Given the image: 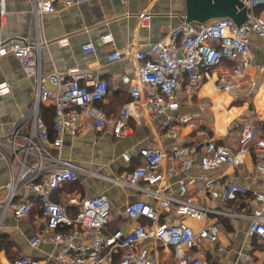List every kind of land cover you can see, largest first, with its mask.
<instances>
[{
	"label": "built area",
	"instance_id": "1",
	"mask_svg": "<svg viewBox=\"0 0 264 264\" xmlns=\"http://www.w3.org/2000/svg\"><path fill=\"white\" fill-rule=\"evenodd\" d=\"M35 19L45 13L76 5L80 0H30ZM247 8L248 20L237 25L230 17H219L205 23L183 20L172 27L166 39L152 41L147 50H114L108 60H120L125 56L141 62L134 75L123 74L121 81L128 85L133 101L126 103L120 114L112 120V132L117 137L130 134L132 104L144 98L145 106L154 119H160L162 135L167 139L180 137L181 129L196 127V113H180L179 93L189 95L198 90L204 73L222 65L226 60L234 62L228 71L219 73L216 86L220 91L237 94V79L244 78L253 64L249 37L257 34L264 37V0H241ZM6 1L0 0V19L6 16ZM151 14L139 15L141 26H149ZM104 43H114L111 33L101 37ZM67 46L69 40H60ZM40 45L26 39H0V56L12 54L18 58L26 72L36 82L34 105L30 119H24L14 129L8 142L0 139V147L10 150L13 161L19 164L16 172L11 167V182L5 209L15 217L30 214L32 198L19 197L25 190L40 203L44 225L32 237V246L50 243L57 248L51 256L54 264H163L158 250L160 245L174 250L177 264H209L199 257L195 249L198 240L217 242L220 235L216 216L243 218L249 221V232L264 238V191L254 193L257 206L250 213L214 208L211 199L234 200L238 193L247 191L221 174L210 177L207 172L217 169L238 168L248 154L254 156V171L264 177V136L255 138L257 128L252 122H237L240 129V145L234 151L213 139L198 141L192 145L173 142L166 149L145 146L139 150L140 164L124 177L111 181L125 188L139 191L154 200L150 205L143 199L129 202L124 209L133 223L129 229L109 230L111 203L106 194L91 197H70L68 203L76 207L69 214L53 196L64 185L77 181L80 173L98 174L89 171L70 159L52 152L61 149L66 136L81 132L82 117L93 121L98 131L107 128L109 120L100 105L110 93L107 79L95 77L88 70L71 67L66 72L55 71L43 77ZM85 52H93L92 43L82 46ZM50 81L54 88L47 86ZM258 81L251 80L245 93L251 95ZM7 81L0 83V96L11 92ZM54 108L52 119L53 136L46 125L41 107ZM27 123L29 124L26 126ZM130 161V156L124 154ZM198 166L199 175L181 174ZM177 176V190H170V178ZM196 179L204 182L203 196L190 193L189 185ZM171 212L180 218L205 220L199 232L184 222L162 220ZM179 218V219H180ZM223 250V247H219ZM119 255L116 261L115 256ZM245 264H253L252 257L239 252ZM12 264H40L37 259L20 256ZM224 264H236L227 261Z\"/></svg>",
	"mask_w": 264,
	"mask_h": 264
},
{
	"label": "crops",
	"instance_id": "2",
	"mask_svg": "<svg viewBox=\"0 0 264 264\" xmlns=\"http://www.w3.org/2000/svg\"><path fill=\"white\" fill-rule=\"evenodd\" d=\"M5 1L7 14L2 21L0 19V39H26L32 44L39 41L43 77L47 79L56 70L66 72L77 66L95 77L107 79L110 84V93L100 104L109 120L107 128L96 130L93 121L84 116L81 119V132L76 136H66L63 147L52 150L54 154L98 173H80L77 181L64 185L54 193L53 197L69 214L76 212V207L68 203L70 197L106 194L112 208L109 230L129 229L134 225L124 212L125 206L138 199L153 205L154 200L112 182L111 178L124 177L138 166L142 147L166 149L176 141L192 145L213 139L236 151L240 145V129L234 126L237 122H252L257 128L255 138L264 136V37L257 34L249 37L253 64L246 70L244 78L237 79L240 89L237 94L220 91L216 86L219 73L228 71L234 65L230 60L205 72L195 94L179 93L178 112L197 114L194 129L184 126L179 138H165L160 119L152 117L142 97L132 104L130 134L120 138L112 132V120L126 103L133 101L129 87L121 81V76L134 75L141 62L132 56L110 61L108 55L115 49L122 52L147 50L150 42L166 39L170 29L184 20L185 0H80L72 7L45 13L37 20L30 0ZM142 12L151 14L149 26H141L139 15ZM108 33L113 36V44L101 40ZM64 38L69 40L67 46L60 44ZM86 43L93 44V52L86 53L82 49ZM251 80L258 81V86L248 95L245 90ZM3 81H7L12 88L9 94L0 96V139L8 142L19 122L30 119L36 82L26 74L21 61L12 54L0 56V83ZM46 84L54 88L50 81L47 80ZM28 125H25L26 130ZM124 154L130 156V161L124 159ZM12 162L17 172L19 164L13 161L10 150L0 147V264H12L22 255L37 259L40 264H54L51 260V256L57 252L54 245L41 243L34 247L30 243L44 225L38 199L25 190L19 194V197L32 198L34 202L30 214L21 218L5 209ZM181 174L197 176L198 166ZM207 174L210 177L225 174L250 194L242 198L237 195L236 199L229 201L211 199L210 205L214 208L250 213L257 206L254 193L264 191V177L256 175L254 156L251 154L246 155L244 163L238 168L217 169ZM177 178H170L172 192L178 188ZM203 186L204 182L196 179L189 185L190 193L203 196ZM168 217L171 222H184L196 232L205 223V220L180 218L174 212L167 217L163 215L162 220ZM216 220L220 227L219 240L214 243L199 239L195 249L199 257L209 264H224L227 261L245 264L239 257V252L244 251L251 255L253 264H264V238L250 234L247 219L219 215ZM219 247H223V250ZM158 254L163 264H177L171 247L160 245ZM118 259L119 255H116L115 260Z\"/></svg>",
	"mask_w": 264,
	"mask_h": 264
},
{
	"label": "water",
	"instance_id": "3",
	"mask_svg": "<svg viewBox=\"0 0 264 264\" xmlns=\"http://www.w3.org/2000/svg\"><path fill=\"white\" fill-rule=\"evenodd\" d=\"M187 22L205 23L219 17H230L237 25L248 20L247 8L241 0H185Z\"/></svg>",
	"mask_w": 264,
	"mask_h": 264
},
{
	"label": "trees",
	"instance_id": "4",
	"mask_svg": "<svg viewBox=\"0 0 264 264\" xmlns=\"http://www.w3.org/2000/svg\"><path fill=\"white\" fill-rule=\"evenodd\" d=\"M41 113H42V116H43V119L46 123V125L49 127L50 129V132L53 136V128H52V119H53V115H54V108L53 107H47V106H42L41 107ZM250 195L249 192H246L245 194H241V193H238V197H243L244 195Z\"/></svg>",
	"mask_w": 264,
	"mask_h": 264
},
{
	"label": "rangeland",
	"instance_id": "5",
	"mask_svg": "<svg viewBox=\"0 0 264 264\" xmlns=\"http://www.w3.org/2000/svg\"><path fill=\"white\" fill-rule=\"evenodd\" d=\"M32 101H33V100H32ZM32 105H33V103H32ZM30 108H32V106H31Z\"/></svg>",
	"mask_w": 264,
	"mask_h": 264
}]
</instances>
